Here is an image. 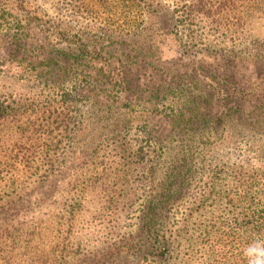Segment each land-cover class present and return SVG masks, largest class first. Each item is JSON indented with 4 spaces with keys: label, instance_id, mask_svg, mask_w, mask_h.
Wrapping results in <instances>:
<instances>
[{
    "label": "trees",
    "instance_id": "1",
    "mask_svg": "<svg viewBox=\"0 0 264 264\" xmlns=\"http://www.w3.org/2000/svg\"><path fill=\"white\" fill-rule=\"evenodd\" d=\"M62 1L56 0L54 6ZM70 1L76 3L80 12L96 9L98 3L104 7L138 9L141 19L137 12V16L131 14L126 24L109 19L104 28L93 29V39L88 32L46 20L34 0H0V74L23 77L32 85L57 89L72 86L74 93L88 103L83 121L76 126L67 115L63 121L58 114L54 118L51 108L0 99V219L13 211L17 206L14 204L24 200L21 194L32 179L38 181V195L33 196L40 203L34 205L33 196H28L27 208L50 201L54 186L50 169L58 144L52 141L54 131H70L72 136L79 134L95 141L105 137L113 142L129 125L139 124L147 129L148 140L161 148L148 170L149 180L154 182L160 177L157 187L149 191L141 205L133 236L113 242L101 252L85 251L80 258L91 264H130L131 259L148 258L158 264H171L175 238H167L164 231L171 206L186 195L192 179L207 169L203 155L206 148L195 154L200 147L198 137L205 132L226 134L229 147L243 141L251 149L264 151V47L256 53L226 55L187 49L181 44L183 28L189 33L185 40L190 41L189 46L192 44L194 35L190 29L197 21L207 20L217 27H226L228 20L240 22L241 18L233 15L234 0H172L169 6L162 0ZM235 1L248 10L261 7L263 0ZM149 21L163 23L165 27L155 29ZM173 36L179 49L168 60H163L160 45L138 41H158V37L162 41ZM115 150L120 153L117 146ZM45 167L46 175H40ZM227 171L228 220L240 223L238 229L231 230L233 238H243V224L248 219L260 220L259 231L264 230V200L252 197L250 192L258 172L242 162L231 161L212 168L211 174L222 182ZM81 179L79 175L72 183L78 196L81 190L76 187L84 184ZM250 199L248 206L246 200ZM260 207L262 216L257 211ZM68 210L69 217L62 227H71L76 217L75 206ZM31 229L36 232L30 235L46 230ZM23 230L21 227L18 234L16 229L11 240L0 244L6 252L0 251L2 264L12 259L6 247L11 248L8 244H14L15 238L19 243ZM218 242L212 251L220 249L223 240ZM196 246L193 244L186 251L190 249L193 254ZM76 254L71 253L65 263L76 264L80 259ZM32 256L37 255H28L24 262H57L47 255H43L44 260H34ZM194 257L189 255L183 262L197 264V258L192 261Z\"/></svg>",
    "mask_w": 264,
    "mask_h": 264
},
{
    "label": "rangeland",
    "instance_id": "2",
    "mask_svg": "<svg viewBox=\"0 0 264 264\" xmlns=\"http://www.w3.org/2000/svg\"><path fill=\"white\" fill-rule=\"evenodd\" d=\"M162 1L166 6L171 5L172 2V0ZM34 2L38 10L43 12L46 20L74 28L76 31L88 32L89 37L92 36L93 29L107 26L109 19L114 20L112 23L126 24L131 14L137 16L136 12L141 19L138 9L131 10L126 7H104L98 3L94 7L96 9L80 12L75 8L76 3L70 0L62 1L59 6H54L56 0H34ZM234 2L233 15L235 18H241L240 22L228 20L226 27H217L212 26L207 20L197 21L190 29L194 35L190 46L188 45L190 41H186L184 37L189 33L186 32V28L180 29L181 34L184 32L182 34L184 43L181 44L187 49L222 52L226 55L228 53L244 55L245 51L256 53L261 50L264 47V0L261 1V7L248 10L241 2L235 0ZM150 24L158 30L165 27L163 23L150 22ZM159 32L165 34L163 29ZM161 39L162 37H158V41H146L139 38L138 41L155 42L162 47L163 60L172 59L179 49L176 46L177 41L174 36L167 40L160 41ZM0 99L34 103L38 108L40 106L51 108L52 112L55 111L54 118L58 114L63 121L67 115L70 121L74 120L76 126L83 121L88 110V103L74 93L72 86L57 89L32 85L23 77H11L3 73L0 74ZM156 127L165 130L159 125ZM146 131L147 129L142 125H129L128 129L118 135L113 142L107 141L105 137L95 141L92 137H82L79 134L72 136L70 131H64L65 133L54 131L52 141L58 144L56 151L53 152L56 154L53 158L54 166L50 169V173L54 175L50 201L46 200L41 206L27 208L28 196L31 198V195H38V181L32 179L21 194L24 200L14 204L17 206L13 211H8L5 218L0 219V244L7 243L8 239L11 240L16 229L18 234L21 227L25 229L19 243L15 238L16 245L13 242L14 244H8L11 248L6 247L12 259L5 264H27L24 261L28 255H37L32 256L34 260L39 258L44 260L43 255H47L56 259L57 262L52 264H66L71 253H77L76 258H80L85 251L101 252L111 243L133 236L137 229L141 205L149 191L157 187L160 178L158 176L153 182L148 177V170L156 156L160 155L161 148L148 140ZM198 142L200 147L195 149V154L203 153L202 149L206 148L207 153L203 155L206 157L207 169L192 179L186 195L171 206L167 227L164 230L167 238L169 235L170 238H175L172 243L171 264H190L183 262L188 260L186 257L189 255H195L192 261L194 263L197 258V264H246L242 254L243 248L254 239L264 238V230L259 231L261 221L246 220L243 224V229H246L243 238L236 236L233 238L231 230L238 229L240 223L233 219L231 222L228 220L229 211L226 207L228 206V171L224 181L221 182L215 175L212 176L211 170L231 161L242 162L245 167L250 166L258 172V180L252 184L250 192L253 194L252 197L263 201L264 151L251 149L243 141L231 145L234 147L239 144L236 148L229 147L226 134L221 136L205 132L198 137ZM115 146L120 153H117ZM120 146L124 148L120 149ZM46 170L47 167L40 175H46ZM156 174L159 175V170ZM79 175H82L81 181L84 184L76 187V190H81V195L78 196L74 192L72 183ZM95 181L96 187L92 188ZM47 190L51 189L47 188ZM44 191L42 188V193ZM34 198L33 196L34 205L40 203ZM121 200L125 201L121 202ZM246 201L250 206L251 199ZM19 203L21 205H18ZM72 206L77 209L76 217L72 220L71 227H62L64 219L69 217L68 209ZM257 211H260V216L263 215L261 207L257 208ZM33 227L37 230L38 228H42V231L46 230L41 234L37 232L30 235L36 232L35 230L32 232ZM218 239L223 240V244L218 251H212L211 249L218 247ZM193 244L197 246L191 254L190 249L186 251V248ZM0 251L6 253L1 248ZM2 262L0 260V264ZM76 264H91V262L82 257ZM130 264L158 263L148 258L147 260L131 259Z\"/></svg>",
    "mask_w": 264,
    "mask_h": 264
},
{
    "label": "clouds",
    "instance_id": "3",
    "mask_svg": "<svg viewBox=\"0 0 264 264\" xmlns=\"http://www.w3.org/2000/svg\"><path fill=\"white\" fill-rule=\"evenodd\" d=\"M246 264H264V238H257L242 250Z\"/></svg>",
    "mask_w": 264,
    "mask_h": 264
}]
</instances>
